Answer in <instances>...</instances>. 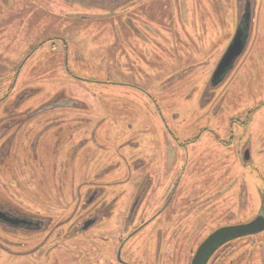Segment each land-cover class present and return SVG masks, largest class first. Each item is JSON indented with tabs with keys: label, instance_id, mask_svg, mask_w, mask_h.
Wrapping results in <instances>:
<instances>
[{
	"label": "rangeland",
	"instance_id": "374dc122",
	"mask_svg": "<svg viewBox=\"0 0 264 264\" xmlns=\"http://www.w3.org/2000/svg\"><path fill=\"white\" fill-rule=\"evenodd\" d=\"M234 12V0H0V206L50 217L54 233L94 209L86 235L60 245L80 264L178 245L187 264L185 224L252 219L264 208V0L236 69L205 92ZM23 89L19 111L75 105L25 112L15 133L3 121Z\"/></svg>",
	"mask_w": 264,
	"mask_h": 264
},
{
	"label": "flooded vegetation",
	"instance_id": "af4514ba",
	"mask_svg": "<svg viewBox=\"0 0 264 264\" xmlns=\"http://www.w3.org/2000/svg\"><path fill=\"white\" fill-rule=\"evenodd\" d=\"M235 1V12L233 15V29L232 34L230 35V39L228 40L225 49L222 52H225L227 46L230 44L235 32L237 31L240 33L242 42H243V49L239 55L235 57L230 67H228L224 72L220 74V78L218 80L213 81L212 75L213 72L217 66V63L219 62L221 56L219 57L218 61L216 62L214 69L212 73L210 74L211 77L208 79L206 83V91L213 90L217 86H219L224 79L230 75L237 67L238 61L243 57L247 45L249 44L250 36L252 34L253 30V24H254V17H255V10L257 6V0H234ZM25 93L23 94V97L17 98L16 101L10 105L7 109L8 114H10V118L3 123L5 124L4 127H12L15 126L18 128L15 133L18 132L19 129H21L25 122L28 120L30 121V118L33 117L36 112L37 114L41 111H45L48 109H54L57 107H62L65 105H75L70 100L65 99H58V101H53L52 103H49L48 105H41L39 108L36 109H30L26 108L24 110L19 111L18 106L23 102L24 98L27 97L29 94L32 93V90H24ZM204 92V93H205ZM76 107V106H71ZM43 108V109H42ZM34 112L35 114L32 116L33 113H25V112ZM24 112V113H23ZM23 113V114H22ZM18 114H21L18 118ZM36 114V115H37ZM8 116V115H6ZM55 119V118H54ZM2 119L0 118V121ZM4 120V119H3ZM47 120V119H46ZM51 120V119H50ZM6 122V123H5ZM55 122H60L57 120H51L50 122L44 121L47 128L48 125L54 124ZM24 123V124H23ZM3 124V125H4ZM22 126V127H21ZM38 125H35L32 127L35 128ZM40 126V125H39ZM45 126V125H44ZM43 126V127H44ZM21 127V128H20ZM42 127V128H43ZM31 129V130H32ZM1 136V134H0ZM15 136L12 137V139ZM142 195V193H141ZM141 195H138L133 201L132 205V213L129 215L130 220L132 219L131 215H133L134 210L136 207H138V203L140 201ZM0 211L5 212L9 218L12 220H18L19 222L12 223L7 220H2L0 218V254L3 256V259L7 262H12L14 260H17L20 258L24 263L27 261L26 259H30L33 262L32 264H80V261H76L74 256L69 254H66L65 250L60 246L62 242L67 238H69L71 235L75 234H84L86 235V231L89 230L93 225H95L101 216L96 215L94 212V209H87L80 213V216L75 219L74 221H71L67 226H65V230L68 229L67 232H64L63 229L58 228L55 231V228H52L51 223L52 219L50 217H36L33 215H27L22 214L18 212L16 209H8L0 206ZM128 218V219H129ZM228 218H231L228 216ZM219 220V219H218ZM261 222L264 221V208L262 207L259 212L250 220H247L245 222H232L230 219L228 221L213 223L215 226L210 228L211 225L205 223V222H199V220H195L194 223L198 227L195 231L193 230H187V224L185 231H183L182 239L186 240L185 246H188V252H189V260L187 264H191V260L194 256V253L199 246V244L214 230H216L219 227L226 226V225H236V224H248L252 222ZM64 224L66 220H63ZM188 223V222H187ZM63 224V225H64ZM195 227V226H194ZM44 233V236H42L41 239H38L36 235H33V233ZM12 235L9 237H6L5 235ZM160 234V232H159ZM54 236L53 239L50 238V236ZM12 237V238H11ZM264 239V223L262 225V229L256 232L247 233L241 236L237 237H230L228 239H225L223 241H220L216 244H214L210 249L206 251V254L203 255L200 264H264V242L262 241ZM49 242L48 247H45L44 250H42V253H39L36 255L35 253L31 252H24L23 250H19L24 243H31L33 246H35L33 250H36L41 244L44 242ZM255 242L259 240V244L255 247L256 249H252L248 252L246 250L248 241ZM51 241V242H50ZM192 241V242H190ZM179 243V240L177 241ZM260 245V247L258 246ZM18 247V248H17ZM183 248V249H182ZM4 252V253H1ZM184 251V247H179V245L173 249V255H167V253L161 254L160 249L153 250V254H149L148 258L145 260H139L138 262H127V257H124L123 254H126V252L122 253V249L119 248L117 250H111L107 255L103 254L104 259H96V257H91L89 264H176L178 261L177 255L178 252ZM248 252V253H247ZM247 253V254H246ZM25 255L27 256L26 259ZM167 255V256H166ZM51 258V261H50ZM144 258L141 256L140 259ZM1 260V258H0ZM30 263V262H29ZM28 264V263H25Z\"/></svg>",
	"mask_w": 264,
	"mask_h": 264
},
{
	"label": "water",
	"instance_id": "95a60500",
	"mask_svg": "<svg viewBox=\"0 0 264 264\" xmlns=\"http://www.w3.org/2000/svg\"><path fill=\"white\" fill-rule=\"evenodd\" d=\"M243 42L240 33L235 32L230 44L227 46L225 52L221 56L217 66L213 72L212 80H218L220 74L224 72L228 67L231 66L233 60L237 55H239L243 49ZM0 218L2 220H7L12 223L19 222L18 220L11 219L7 216L5 212L0 211ZM264 221L252 222L248 224H236V225H226L217 228L211 232L197 247L194 256L191 260V264H200L203 255L206 251L210 249L214 244L228 239L230 237H237L247 233L256 232L262 229Z\"/></svg>",
	"mask_w": 264,
	"mask_h": 264
}]
</instances>
